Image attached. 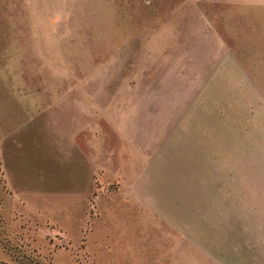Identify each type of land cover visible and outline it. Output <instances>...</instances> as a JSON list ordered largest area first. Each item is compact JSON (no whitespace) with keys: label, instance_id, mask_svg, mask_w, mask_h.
I'll list each match as a JSON object with an SVG mask.
<instances>
[{"label":"rangeland","instance_id":"1","mask_svg":"<svg viewBox=\"0 0 264 264\" xmlns=\"http://www.w3.org/2000/svg\"><path fill=\"white\" fill-rule=\"evenodd\" d=\"M242 1L0 0V264H264Z\"/></svg>","mask_w":264,"mask_h":264},{"label":"crops","instance_id":"2","mask_svg":"<svg viewBox=\"0 0 264 264\" xmlns=\"http://www.w3.org/2000/svg\"><path fill=\"white\" fill-rule=\"evenodd\" d=\"M229 4H235L238 2H243L242 0H225ZM245 2L249 3L253 8L260 6L264 7V0H245ZM58 90L50 91V94H55V99H60V95L57 96ZM66 93V92H64ZM48 116L54 122L55 128L58 129V134H61L60 130L61 126V119L65 118V110H61V106H57L56 103H50V107L48 108ZM63 116V117H62Z\"/></svg>","mask_w":264,"mask_h":264}]
</instances>
